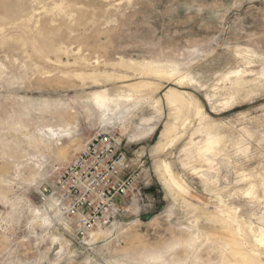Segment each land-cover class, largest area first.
Wrapping results in <instances>:
<instances>
[{
    "label": "rangeland",
    "instance_id": "374dc122",
    "mask_svg": "<svg viewBox=\"0 0 264 264\" xmlns=\"http://www.w3.org/2000/svg\"><path fill=\"white\" fill-rule=\"evenodd\" d=\"M263 71L264 0H0V264H245L212 239L216 214L264 264ZM103 90L111 122L90 101ZM98 132L137 183L78 238L40 191Z\"/></svg>",
    "mask_w": 264,
    "mask_h": 264
},
{
    "label": "built area",
    "instance_id": "2783aa9c",
    "mask_svg": "<svg viewBox=\"0 0 264 264\" xmlns=\"http://www.w3.org/2000/svg\"><path fill=\"white\" fill-rule=\"evenodd\" d=\"M111 132H98L40 191V199L67 220L75 237L112 224L121 202L135 189L137 174Z\"/></svg>",
    "mask_w": 264,
    "mask_h": 264
},
{
    "label": "bare ground",
    "instance_id": "6f19581e",
    "mask_svg": "<svg viewBox=\"0 0 264 264\" xmlns=\"http://www.w3.org/2000/svg\"><path fill=\"white\" fill-rule=\"evenodd\" d=\"M30 18V17H29ZM27 20V19H26ZM30 21V20H29ZM26 24V23H25ZM24 26V25H23ZM27 27V26H26ZM31 28V27H30ZM27 29V28H26ZM29 29V28H28ZM37 29V28H36ZM31 30V29H30ZM35 30V29H34ZM41 30V29H40ZM39 31V30H38ZM42 32V31H41ZM40 32V34H41ZM36 33V32H35ZM43 33V32H42ZM39 34V33H38ZM44 35V34H43ZM36 36V35H35ZM38 38V37H37ZM32 40V39H31ZM143 65V64H142ZM147 66V65H146ZM148 66H151V65H148ZM153 66V65H152ZM143 67V66H142ZM154 68V67H153ZM161 68V67H160ZM165 68V67H164ZM147 69V68H146ZM157 69V68H156ZM162 69V68H161ZM160 69V70H161ZM174 69V68H173ZM163 70V69H162ZM161 70V71H162ZM157 71V70H156ZM159 71V72H161ZM164 71V70H163ZM148 72V71H147ZM150 72V71H149ZM154 72V70H153ZM173 72V71H172ZM238 72V71H237ZM236 72V73H237ZM242 72V71H241ZM264 72V71H263ZM262 72V73H263ZM158 73V71H157ZM231 73V72H230ZM230 73H228L226 76L224 77H228L230 75ZM173 74V73H172ZM175 74V73H174ZM233 74V73H232ZM231 74V75H232ZM242 74V73H241ZM174 76V75H173ZM167 77V76H166ZM171 77V76H170ZM187 81L188 82H193V78L187 76L186 77ZM245 80V79H244ZM145 83V82H144ZM143 82H136V83H132V84H127L128 85V89L130 90H140L142 89L146 84H144ZM146 87V86H145ZM138 95V94H137ZM166 95L165 97L167 98L166 100L169 101V103L172 105L174 104V102L177 100V103L178 101L179 102H182L180 100H182L180 98V95L178 94V92H176L174 89L172 88H169L167 90V92L164 94ZM116 96V95H115ZM127 96V95H126ZM89 97V96H88ZM125 97V96H124ZM87 98V97H86ZM118 98V97H117ZM126 99V98H125ZM129 99V98H128ZM180 99V100H179ZM184 99V98H183ZM119 99H115L113 98L109 93H107L106 91H96L94 92L92 95H90V101L94 104V106L100 110V114L103 118V121L104 122H111V120L113 119V114H115L114 112L117 111V109L120 108L119 106V102L120 100L118 101ZM184 104V102H183ZM186 104V103H185ZM158 106V105H157ZM175 106V104H174ZM199 106V105H198ZM182 107V106H181ZM170 108V107H169ZM197 108V107H196ZM96 109V110H97ZM116 109V110H115ZM176 109V108H174ZM199 109V108H198ZM120 111V110H119ZM172 111V110H171ZM184 111V110H183ZM180 112V111H179ZM198 112V111H197ZM176 114V113H175ZM69 117V116H68ZM101 118V119H102ZM62 119V118H61ZM63 120V119H62ZM114 121V120H112ZM66 122V120H65ZM67 123V122H66ZM70 123V122H69ZM69 124L67 123V126ZM50 134H46L47 137L50 138H56L57 136H60V132L59 131H56V130H53L52 128L48 127L47 129ZM173 131V126H170V124H166V127L165 129L161 132L160 134V137H159V141H157L156 143V146L155 149L158 151V150H163L165 148V146L167 145L168 143V137L170 135V133ZM66 133V132H65ZM214 138V137H213ZM212 138V136H210V138L208 137V140L207 142L205 141V145L202 146L203 149L205 150H209L211 149L212 145L216 142V140H214ZM201 148V147H200ZM154 149V150H155ZM202 149V150H203ZM200 150V149H199ZM201 152V151H200ZM203 152V151H202ZM205 152V151H204ZM207 153V152H206ZM202 154V153H201ZM204 154V153H203ZM205 156V155H204ZM207 158V157H206ZM161 168H162V171H164L166 174H168L170 176V179L172 181L173 184H177L178 187H182L181 185H179V182L177 181V179L175 178V176L172 174L171 172V169H170V166L169 164L165 163L164 161L162 162H158V164ZM183 188V187H182ZM184 189V188H183ZM228 208V207H227ZM230 211V210H229ZM233 211V210H232ZM221 212V211H220ZM223 212V211H222ZM209 213V212H208ZM222 214H216V215H212V218L216 221H220L221 223L219 224H222V226L224 225V230H222L221 233H218L216 235L213 236V240L220 243V246H223V248H221L222 250L225 249V250H228V252H230L234 257L238 258L240 261H242L243 263L245 264H248L249 263V260L252 261L251 259L252 256L250 254H248L246 251H244L242 248H241V244H240V240L238 238V234L237 232L234 230L231 229V218L233 219L234 217H231L230 220L226 218H224L223 216H221ZM225 216V215H224ZM229 216V214H228ZM45 217V216H44ZM230 217V216H229ZM46 218V217H45ZM211 218V220H212ZM63 219V218H62ZM210 219V218H209ZM233 222V221H232ZM231 223V224H230ZM214 224V223H213ZM233 227V226H232ZM218 230V229H217ZM217 233V232H216ZM92 237H95L97 236V234H94L92 233L91 234ZM209 237V236H208ZM212 237V234L211 236ZM193 239V238H192ZM208 240V239H207ZM251 240V239H250ZM254 242H256L257 244H259L260 246H262L264 248V233H261L260 236L257 238H255V240H253ZM258 245V246H259ZM227 252V253H228ZM252 253V252H251ZM222 257V256H221ZM226 257V256H225ZM156 258V257H155ZM257 258V257H256ZM255 258V259H256ZM227 259V258H226ZM222 260V259H221ZM230 261V260H229ZM254 261V260H253ZM257 262V260H255ZM254 261V262H255ZM260 261V260H259ZM253 262V263H254ZM231 263V262H230ZM252 263V262H251ZM258 263V262H257ZM227 264V263H226ZM235 264V263H233ZM256 264V263H255Z\"/></svg>",
    "mask_w": 264,
    "mask_h": 264
}]
</instances>
